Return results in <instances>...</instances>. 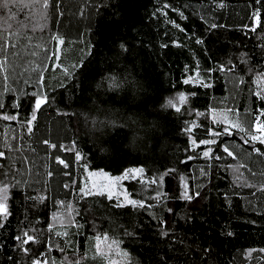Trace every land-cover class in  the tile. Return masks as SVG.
<instances>
[{
	"label": "trees",
	"instance_id": "1",
	"mask_svg": "<svg viewBox=\"0 0 264 264\" xmlns=\"http://www.w3.org/2000/svg\"><path fill=\"white\" fill-rule=\"evenodd\" d=\"M2 55L0 264H106L94 241L122 264H264V143L235 127L264 128V0H0ZM173 91L202 116L164 106ZM131 165L136 205L82 189L87 169ZM61 226L70 241L49 246Z\"/></svg>",
	"mask_w": 264,
	"mask_h": 264
},
{
	"label": "rangeland",
	"instance_id": "2",
	"mask_svg": "<svg viewBox=\"0 0 264 264\" xmlns=\"http://www.w3.org/2000/svg\"><path fill=\"white\" fill-rule=\"evenodd\" d=\"M58 40H56L54 44L55 49V55L53 57V62L57 63L58 55ZM2 45V44H1ZM67 49V48H66ZM54 54V53H53ZM38 57V53H37ZM5 66H8L7 63H5ZM1 73V72H0ZM2 74V73H1ZM182 79L184 81H188L190 83H201L202 77L200 74H198L196 71H193L192 73L188 74L186 73ZM43 89L41 86H37L35 89V95L36 99L39 96H42ZM181 94L184 97L183 102L180 101ZM188 92L183 91H173L169 93L165 97V104L168 99H172L173 102L176 104V106L179 108L180 106L184 105V109L187 114H190L193 119H198L202 116V114L199 111H196L192 109L190 106L187 105V96ZM221 103L223 100H219ZM174 108V107H172ZM221 115V116H220ZM218 117H216L217 120L220 121L222 125L227 126L228 128L231 127L234 128V125L232 121L229 120L228 116L225 114H220ZM8 117H14L12 115H5ZM209 117V116H208ZM207 118V115L205 116ZM12 120V119H11ZM258 119L251 120V123L248 124V126L243 127L244 131H248L250 136H257L258 139L256 141L264 140V131H261V128H263L260 124ZM239 122L241 125H244L246 123V120L243 116H239ZM21 138L20 128L19 124H12L11 121L5 122L3 125V133H2V144L5 148L10 149L12 147L11 143L12 141H16ZM226 148L229 150L235 151L238 149V143L234 142L233 140H226ZM240 147V146H239ZM132 169H138L140 171H129ZM141 166L139 165H131L123 168L121 171L117 173H109L101 168H90L85 171V175L82 177L81 186L82 189L86 192L91 191H104L109 196L113 197V199L116 202L122 203V202H130V199L128 198V195L124 189L122 180L129 177H139L141 176ZM127 172V175L125 173ZM25 171L22 173L24 174ZM1 203V202H0ZM52 234L49 237V246L53 247H61L64 244H68L70 241V236L68 235V228L66 226H61L57 228H52ZM94 251L96 253H99L101 255H105L106 257V264H122L119 262L118 259H120L119 253L121 250L119 248H115L114 244L111 241H106L104 244H98L97 241H94L93 243ZM118 258V259H117ZM42 264V263H39Z\"/></svg>",
	"mask_w": 264,
	"mask_h": 264
},
{
	"label": "snow or ice",
	"instance_id": "3",
	"mask_svg": "<svg viewBox=\"0 0 264 264\" xmlns=\"http://www.w3.org/2000/svg\"><path fill=\"white\" fill-rule=\"evenodd\" d=\"M45 6H46V4H45ZM213 27H215V25H213ZM188 81H185V83H187ZM180 101L181 102H183V100H184V97H183V95L181 94V96H180ZM46 102V98H43V97H37V99H36V102H35V107H34V110H33V115H32V120L34 121L35 119H36V115H35V112L36 111H38L39 109H40V107H41V105L43 104V103H45ZM164 106H167V107H174V108H176V110L177 111H179L180 109L176 106V104L173 102V100L172 99H168L167 101H166V104L164 105ZM0 107H3V105L2 104H0ZM4 119H15V117H8V116H5L4 117ZM29 124H31V121H29ZM235 127H237V128H239V130L240 131H244V129H243V127H241L239 124H237V125H235ZM225 131L227 132L228 130L227 129H225ZM261 131H264V128H261ZM251 139L253 140V141H256L257 139H258V137L257 136H252L251 137ZM202 143H215V141H203ZM260 143H264V140H260ZM225 151H227V149H225ZM229 155H232V153L231 152H229L228 153ZM3 154L2 153H0V156H2ZM204 155L205 156H208L209 155V152L208 151H205L204 152ZM129 171H140V170H138V169H132V170H129ZM125 175H127V172L125 173ZM7 191V187L5 186L4 188H2V189H0V192H6ZM83 191V190H82ZM198 195V194H197ZM185 197L187 198V199H191V197H188L186 194H185ZM6 198V197H5ZM130 203H132L133 205H136V201H130ZM0 212H7V209H6V206L4 205V204H2V203H0ZM33 238L32 237H28V240H32ZM25 243H27V241H25ZM36 264H38V262H36Z\"/></svg>",
	"mask_w": 264,
	"mask_h": 264
},
{
	"label": "crops",
	"instance_id": "4",
	"mask_svg": "<svg viewBox=\"0 0 264 264\" xmlns=\"http://www.w3.org/2000/svg\"><path fill=\"white\" fill-rule=\"evenodd\" d=\"M10 33L11 32H6L7 36H10ZM17 36H18V38H20V35H17ZM59 40L60 39L58 38V42H59ZM3 43H6V41L4 40ZM3 46H4V44H3ZM5 63H6V57H3V55L0 56V72L2 74H4ZM57 72H58L57 70H54L52 73V76H55ZM40 79H41V76H39V78H38V83H40ZM86 257H87L86 264H105L104 260H103L104 257H102L100 255L93 256V255H89V252H87ZM51 261L53 262V258H50V262Z\"/></svg>",
	"mask_w": 264,
	"mask_h": 264
},
{
	"label": "water",
	"instance_id": "5",
	"mask_svg": "<svg viewBox=\"0 0 264 264\" xmlns=\"http://www.w3.org/2000/svg\"><path fill=\"white\" fill-rule=\"evenodd\" d=\"M225 129H227L228 131L227 132H230L231 130L227 127V126H225V125H222V130L223 131H225ZM226 132V131H225Z\"/></svg>",
	"mask_w": 264,
	"mask_h": 264
}]
</instances>
